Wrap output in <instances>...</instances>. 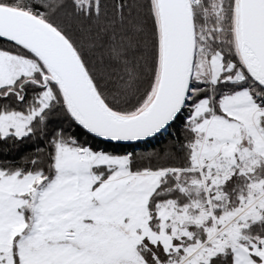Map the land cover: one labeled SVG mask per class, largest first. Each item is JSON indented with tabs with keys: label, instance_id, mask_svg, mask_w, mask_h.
I'll use <instances>...</instances> for the list:
<instances>
[{
	"label": "snow or ice",
	"instance_id": "obj_1",
	"mask_svg": "<svg viewBox=\"0 0 264 264\" xmlns=\"http://www.w3.org/2000/svg\"><path fill=\"white\" fill-rule=\"evenodd\" d=\"M0 264H264V0H0Z\"/></svg>",
	"mask_w": 264,
	"mask_h": 264
}]
</instances>
